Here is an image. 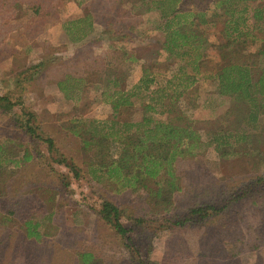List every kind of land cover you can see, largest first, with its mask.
Listing matches in <instances>:
<instances>
[{
  "label": "rangeland",
  "instance_id": "rangeland-1",
  "mask_svg": "<svg viewBox=\"0 0 264 264\" xmlns=\"http://www.w3.org/2000/svg\"><path fill=\"white\" fill-rule=\"evenodd\" d=\"M157 2L0 0V95L10 94L22 103L13 114L0 109V141L13 147L20 160L0 171V264H75L77 253L85 251L102 264H132L125 241L98 213L104 199L123 212L129 242L154 262L264 264V109L256 115L218 94L214 76L227 50L221 48L225 17L219 16L217 0L192 5L204 11L200 20L209 21L199 27L200 38L171 56L164 49L167 35L160 24L173 4ZM255 3L263 5L264 0ZM184 51L180 59L177 54ZM124 54L135 60L124 61ZM199 54L203 58L195 83L174 112L147 113V96L136 89L141 78L147 74L155 78L154 87L165 86L181 67L193 73L190 62ZM109 62L119 63L113 68L126 75L123 88L136 93L133 105L118 111L102 97ZM39 63L38 70L32 68ZM67 75L82 79L69 98L57 85ZM20 110L36 115L33 122L45 138L53 139L54 152L16 124ZM250 114L257 119L251 121ZM144 116L175 123L182 117L201 138V151L176 163L180 191L169 211L155 204L154 183L146 190L116 191L93 181L80 139L69 131L76 120L134 122ZM228 130L249 138L240 143L229 139L233 147L222 158L210 143ZM25 151L32 159L22 160ZM206 205L223 209L202 219L190 216L194 207ZM184 218L190 221L175 224ZM30 219L45 233L39 241L25 236Z\"/></svg>",
  "mask_w": 264,
  "mask_h": 264
},
{
  "label": "trees",
  "instance_id": "trees-1",
  "mask_svg": "<svg viewBox=\"0 0 264 264\" xmlns=\"http://www.w3.org/2000/svg\"><path fill=\"white\" fill-rule=\"evenodd\" d=\"M163 1L173 4L168 13H162L161 17L165 20H162L163 23L160 24V29L167 35L164 49L171 56L175 54V51L191 45L190 42L200 38L203 33L199 31V27L209 20H200L205 17L204 11L192 7L204 0H160L157 3ZM255 2L256 0H217L216 8L220 10L219 16L225 17L222 29L224 43L221 44V48L227 51L222 55L223 64L214 77L218 82L219 95L231 97L236 106L245 110L251 109V113L256 112L257 115L264 109V63H262L264 4ZM151 8L150 6L149 9ZM257 45L255 51H248L249 48ZM239 50H246L247 53H239ZM185 51L177 56L182 59ZM121 58L128 62L135 60L133 55L124 54ZM202 58L203 56L199 54L190 62L193 64V73L181 67L176 74H172V78L165 86L154 87L155 78H149L147 74L143 76L136 89L144 91L147 96L145 111L152 114L173 113L180 98L195 83V73L199 60ZM114 63H108L106 69L108 75L104 77L107 84L102 91V97L104 102H110L114 111H118L121 107L132 106L131 98L136 96V93H129L123 88L126 75L114 69L113 67L119 64L115 63V66ZM41 65L39 63L32 68L38 70ZM97 80L101 83V76ZM81 81V78L75 79L67 75L65 79L59 80L57 85L65 97L69 98L72 89H76ZM19 104H22L21 101L13 100L10 94L0 95V109L5 113L13 114L14 108ZM20 111L21 115L15 118L16 124L32 138L44 141L48 149L54 152L53 139L45 138L39 126L33 122L36 115ZM21 116L22 118H19ZM249 117L251 121L257 119L252 114ZM174 120L179 123H175L172 119L161 121L150 116H144L140 121L134 122L76 120L69 126V131L80 139L81 149L86 156L84 161L86 169L93 181L111 185L116 191L146 190L151 183H154L156 188L152 195L155 204L164 205L169 211V208L174 205V194L180 191L176 163L180 159L196 156L202 147L200 136L186 123H182V117L178 116ZM244 120L245 117L239 122ZM231 138H234L236 143H240L246 142L249 135H238L228 130L219 137L213 136L210 144L215 145V149L222 158L228 154L227 149L233 147V144L229 142ZM15 155L16 151L13 147L0 141V171L4 173L9 165L19 164L20 160ZM30 159L32 156L25 151L22 160ZM69 167L76 177H80L76 168ZM222 209L214 205L194 207L190 211V216L202 219L218 214ZM98 213L103 222L125 241V247L131 252L132 264H159L147 255L143 257L140 254L141 247L129 242L131 230L123 224L124 214L119 207L104 199ZM189 221L190 219L184 218L179 222L176 221L175 224L181 227ZM135 222L141 225L143 221L138 219ZM39 228V223H34L31 219L26 221V238L41 240L45 233H42ZM75 264H102V262L92 252L85 251L77 253Z\"/></svg>",
  "mask_w": 264,
  "mask_h": 264
}]
</instances>
